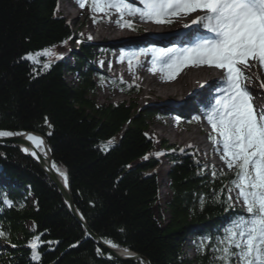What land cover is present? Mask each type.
<instances>
[{
	"label": "trees",
	"instance_id": "trees-1",
	"mask_svg": "<svg viewBox=\"0 0 264 264\" xmlns=\"http://www.w3.org/2000/svg\"><path fill=\"white\" fill-rule=\"evenodd\" d=\"M57 8L58 0H0V129L45 138L53 168L67 175L75 208L102 241L150 264H214L215 238L236 214L226 211L233 173L221 174L192 149L181 152L162 141L171 167L168 200L161 208L158 162L145 159L155 149L147 130L157 109L96 102L102 72L91 64L94 45L75 33ZM70 44L71 63L56 60L44 70L48 57L22 59ZM66 71L75 73V84L66 81ZM117 83L128 95L139 92L133 82ZM0 230L8 233L0 238V264H136L114 258L86 237L56 186L10 143H0ZM203 236L211 240L201 254L196 249ZM33 237H39V262L30 259ZM188 238L192 258L185 252Z\"/></svg>",
	"mask_w": 264,
	"mask_h": 264
},
{
	"label": "snow or ice",
	"instance_id": "snow-or-ice-1",
	"mask_svg": "<svg viewBox=\"0 0 264 264\" xmlns=\"http://www.w3.org/2000/svg\"><path fill=\"white\" fill-rule=\"evenodd\" d=\"M75 2L81 9L88 7L93 24L104 18L110 20L115 15V24L118 27L132 31L137 30L134 19L157 25H170L199 13L182 26L186 29L192 26H196L197 29L202 27L208 35L185 43L182 47L173 44L171 47L150 50L122 49L118 62L127 60L129 71H133L135 67L141 66L140 58L148 55L150 51L148 71L153 74L159 73L162 81L177 79L181 71L189 67L208 66L222 70L223 78L218 81V85H214V93H210L211 98L201 101L203 107L200 112L211 126L208 139L214 146L213 151L219 154L220 160L233 173L228 186L226 211H234L236 214L223 227L222 235L216 236L212 245L214 254L212 259L214 264L233 262L264 264V107L259 110L255 107L254 97L248 87L253 77L246 71L256 66L264 69V0H75ZM87 38L91 40V34ZM53 48H45L35 55L27 53L22 59L48 57V62L43 64V69L46 70L56 60L63 58V54H57ZM100 63L103 66L104 62ZM111 67L112 62L109 61L108 68ZM255 79L260 80L259 75H256ZM206 84L207 82H198L199 90L203 91ZM259 88L264 89V80H260ZM192 95L198 93L194 92ZM192 120L199 122L201 115L193 116ZM18 135L22 133L0 129V138ZM26 138L36 147L43 144L42 139L34 134H27ZM112 142L109 141V144ZM186 147L192 148L194 145L190 143ZM23 150L28 151L27 148ZM180 151L183 152L185 149ZM155 155L161 156L163 153L157 152ZM59 174L67 186L66 173L61 171ZM212 175L215 178V170ZM233 190L236 191L235 201L231 195ZM200 200L203 208L204 198L201 197ZM2 203L9 207L14 206L7 199ZM20 206L23 207L22 204ZM0 238L7 239L8 233L0 230ZM38 239L39 237H33L28 244L31 249L30 259L33 262H39L41 259L36 243ZM209 240L210 236L201 237L197 252L205 253ZM106 242L112 247H117L111 241ZM58 243L59 241L49 242L50 245ZM97 253L101 254L100 249H97ZM141 264L144 262L141 261Z\"/></svg>",
	"mask_w": 264,
	"mask_h": 264
},
{
	"label": "bare ground",
	"instance_id": "bare-ground-1",
	"mask_svg": "<svg viewBox=\"0 0 264 264\" xmlns=\"http://www.w3.org/2000/svg\"><path fill=\"white\" fill-rule=\"evenodd\" d=\"M62 10L66 11L68 15H72L75 19L80 18L81 22L85 23L86 30L85 34H91L92 38L94 40H105L106 38L116 42V48L110 49L107 51V54L105 56L104 49L98 50L95 53L96 56V63L97 65H101V61L104 63H107L108 68V62H112L111 71L114 75H116L119 78L116 79H124V80H134L137 83H141L143 86L144 91L146 92L145 95L142 96L143 100H150L151 102H155L156 99L162 100L164 102L172 101L174 99H177L178 97L180 100H185L191 102L196 101L198 105H202L201 101L205 100L206 98H211L210 93H214V85H218V81L223 78V72L222 70H218L214 67H208V66H201V67H189L181 71V73L178 75L177 79L173 81H162L160 79V74L156 73L153 74L152 72L148 71V68L150 67V60H151V52L148 53V55L141 57L142 64L141 66H137L134 68L133 71H129L127 60L126 67L122 68V62H118L119 59V53L120 50L128 51L126 46L124 44H132V47L129 50H140L144 49L146 45L150 47V49H159V48H166L171 47L173 44H176L177 46L182 47L185 43L192 42L195 39H198L202 36L208 35L206 30H204L202 27L199 29L196 28V26H192L190 28H184L182 26L183 23H189L190 20L195 18V15L199 14H193L189 17L184 18L182 22L177 21L173 24H165V25H157L150 22H143L139 19H134L135 21H140L139 24H137L139 30L141 31L140 36H130L124 29L118 27L115 24L116 16L113 15L111 19L108 18L102 19L100 22L93 24L91 23V14L88 9V7H85L81 9L75 0H62ZM75 11V12H74ZM75 13V14H74ZM94 44V43H92ZM118 50L119 53L116 55L114 54V51ZM258 72L262 73V70L259 68L257 70ZM109 79V77L101 78L97 81V84L99 85L102 81H105ZM112 80V79H110ZM253 80V79H252ZM198 82L203 83L207 82L206 87L203 91H200L198 88ZM250 85V84H249ZM120 91L128 95L125 90ZM198 93V95H192V93ZM129 96V95H128ZM153 99V100H151ZM136 102V100H133ZM174 103V102H173ZM175 103H177L175 101ZM188 114H192L195 112L194 109H192L191 106H186ZM176 108L173 106H170L167 108L165 112L168 114H171L174 112ZM171 112V113H170ZM180 112L184 116V110H180ZM167 114V115H168ZM188 120V118H187ZM169 124L167 127L163 128L161 133H165L169 137H173L175 140H179L180 143H186L188 145L190 141L194 140L196 137V130H189L186 131L183 135L178 136L176 130L173 128V126L178 124V121L172 122L171 120L167 121ZM173 125V126H172ZM27 134H34L32 132H29ZM27 134H24V139L26 141V145L22 147V149L27 148L28 154H31L33 157H36V154L33 155V153H36L37 151L40 152L42 155V158L44 160H48V153L46 152V147L43 144L41 147H36L32 141L28 140ZM36 135V134H34ZM37 136V135H36ZM39 137V136H38ZM199 144L198 141L195 142V145ZM44 148V150H42ZM164 179L167 183V186L163 184L162 186V194L166 195L169 194L168 189V179L164 176ZM163 181V180H162ZM164 199V197H162ZM187 244L189 242L191 248H192V240L188 238ZM187 247V245H186Z\"/></svg>",
	"mask_w": 264,
	"mask_h": 264
},
{
	"label": "rangeland",
	"instance_id": "rangeland-1",
	"mask_svg": "<svg viewBox=\"0 0 264 264\" xmlns=\"http://www.w3.org/2000/svg\"><path fill=\"white\" fill-rule=\"evenodd\" d=\"M62 0H58V13L61 14L63 17H65L66 19L69 20L70 26L72 28V30L77 33L78 35H80V37L82 39H86L88 40L89 43H94V49H93V59L91 61V64L94 65V68L97 69L98 71L102 72V77H109V79L102 81L99 85H98V89L96 91V94L94 96L95 100L97 103L99 104H103V103H109L112 101L115 102H120V101H129L132 102L133 105L137 106L138 109H144L146 107H151V108H156L158 111V113H156L152 119L149 122V129L147 130V134L148 136L154 141L155 143V149L153 151V153L151 155H148L147 158L153 157L154 159L157 160L158 162V167L155 169V173L158 175L159 177V185H160V202L158 203L161 208H163V204L166 203V201L168 200V193L166 195L162 194V186L163 184H165L167 186V183L164 179V166H168L169 164L166 163L165 160V155H161V156H156L155 154L157 152H162L164 154V152L166 151V149H164V147L161 145L162 141L167 142L170 145H175L177 148L179 149H190L187 148L186 143H180L179 140H175L173 137H169L168 135H166L165 133H161L160 131H162L163 128L167 127L169 124L167 123V121L171 120L172 122H176L177 117L175 115L172 114H168L167 112H165L167 110L168 107L173 106L176 109L174 110V112H178L180 110H184L186 112H184V116L182 118H180L178 121V124L173 126V128L176 130L177 135L181 136L183 135L186 131H191V130H195L196 126H199L201 128H203L204 130H208L210 128V125L207 123V121L204 119V117L202 116L201 112H197V113H192V114H188L187 112V107L186 106H192L194 104H196L195 101H191V102H187L185 100H180V98L178 97L177 99H174L172 101H168V102H164L161 99L158 100L156 99L155 102H151L150 100H143L142 96L146 94V92L143 89V86L141 85V83H137L134 80H124L126 82H133L135 83L139 88L140 91L138 92V94H133V95H125L123 94L115 85H113L112 80H115L117 77L116 75L113 74V72L107 68V63H104L103 66L101 65H97L96 63V56L95 53L98 50H102L104 49V54L105 56L108 55L107 51L110 49H114L116 48V42L114 43V41L106 38L105 40H94L93 38L91 40H89L87 37L89 34H85V30H86V25L85 23L81 22V20L75 19L72 15H68L66 13V11L62 10ZM75 12V11H74ZM75 14V13H74ZM92 23V22H91ZM134 23L137 25L140 23V21H134ZM130 36L136 37V36H140L141 31L136 30V31H129L128 29H124ZM126 46V48L129 50L130 47H132V44H124ZM70 45L68 46H61L58 48L57 54H63V58L60 60H66L67 63H71L73 61V57L70 55H67L65 57V54L68 50H64L67 49L68 47H70ZM63 50V51H62ZM118 50L114 51V54H118ZM108 69V70H106ZM259 69L258 66L256 67H252L250 69H247V73L249 75H251L253 77L252 82L250 83V85H248L249 90L251 91L253 97H254V104L255 107L257 108V110H259L261 107L264 106V89H260L259 88V83L260 80H264V69L262 70V73L258 72L257 70ZM259 75L260 80L255 79V76ZM64 77L66 79V81L69 84H75V82L77 81V76L75 75V73H71V72H65ZM101 79V78H100ZM112 79V80H110ZM121 80V79H120ZM111 85V86H109ZM133 100H136L133 101ZM153 100V99H151ZM175 101L177 103H175ZM174 102V103H173ZM171 113V112H170ZM168 114V115H167ZM196 115H201V120L198 122V124H194L192 126V124H190V121L192 120L193 116ZM188 118V120H187ZM179 126V128H178ZM194 137H196L194 140L190 141V143L193 145L195 141L198 142H202L203 138L200 136L195 135ZM189 143V144H190ZM212 148L214 147L213 144L211 143ZM193 148V152H196L199 156V160L208 166V164L210 166H215V169H219V170H223V171H228L229 169L227 168V166L220 160V156L217 152H212V155L210 156H206L205 153H202L200 148L197 146L192 147ZM166 164V165H165ZM163 180V181H162ZM228 192V189H227ZM229 195V192H228ZM232 197H233V201H235V197H236V191L233 190V192L231 193ZM164 197V199L162 198ZM27 226L29 228H32L30 223H27ZM189 241V240H187ZM187 244V243H186ZM4 245V244H3ZM3 247V246H1ZM185 252L188 258H192L194 253H193V249L191 248L189 242L187 244V247L185 248Z\"/></svg>",
	"mask_w": 264,
	"mask_h": 264
},
{
	"label": "water",
	"instance_id": "water-1",
	"mask_svg": "<svg viewBox=\"0 0 264 264\" xmlns=\"http://www.w3.org/2000/svg\"><path fill=\"white\" fill-rule=\"evenodd\" d=\"M27 133L29 132H23L22 135H18V136L0 138V143L14 144L15 146L19 147L20 151L24 155L28 156L34 161V163H36V165L46 174V176L50 179V181L60 191L68 209L84 227L85 234L87 233L86 237L93 240L97 245H99L101 248L106 250L111 256H113L116 259L123 260V261H130L136 264H139V261H143L144 264H150L146 258L142 257L138 253L131 251V250L118 249V248L112 247L110 244L102 241L93 231H91V229L85 223L81 214L78 212V210L75 208L73 204L72 197L69 192L68 184L67 186L65 185L64 178L59 174V171L54 169L52 166L51 157H50V148L48 147V144L45 138L40 134L32 132L44 140V144L46 147L45 149H46V152L48 153L47 161L42 158V155L38 151L36 152V157H33L31 154H28L22 149V147L26 145V141L23 135ZM42 150H44V148Z\"/></svg>",
	"mask_w": 264,
	"mask_h": 264
}]
</instances>
